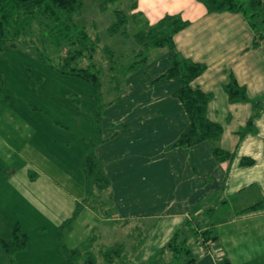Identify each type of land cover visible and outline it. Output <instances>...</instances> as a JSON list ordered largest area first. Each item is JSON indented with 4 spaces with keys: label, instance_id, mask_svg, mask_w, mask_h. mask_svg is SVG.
Returning <instances> with one entry per match:
<instances>
[{
    "label": "crops",
    "instance_id": "crops-1",
    "mask_svg": "<svg viewBox=\"0 0 264 264\" xmlns=\"http://www.w3.org/2000/svg\"><path fill=\"white\" fill-rule=\"evenodd\" d=\"M193 9L196 10L197 16L190 18L187 14ZM171 11L168 13H179L183 18L190 20V23L174 36L175 50L166 48L169 51L166 55L168 62L166 58L159 62L156 77L145 79L140 73L128 77V80L133 78L135 85L132 89L134 93L131 94V97H135L132 107L134 115L129 121L116 125L108 122L103 139L95 148L98 161L111 181L112 212L107 216L85 209L79 217L85 215L96 220L99 246H110L126 240L127 234L139 224L143 230L149 228L151 234H145L144 243L131 251L124 262L118 264H147L177 231H180L183 237L193 235L194 230L191 231L188 223L201 230L212 229L217 235L212 248L197 246L193 249L196 256L194 264H218L217 258H226L230 264H264V212L243 213L248 204L233 217L217 223L204 222L202 227V221L195 222L194 218L202 213L203 206L200 205L212 200V196L216 194V197L223 200L225 194L228 196L230 193L241 192L248 186H255L264 196V103L251 99L264 92V63L261 62L264 58L258 50L248 49V40L251 39L250 25L239 13H206L202 4L196 0H191L188 8L174 7ZM175 51L206 65V69L192 84L212 93L207 106V116L223 127L220 137L211 140L215 145L203 141L189 147H168L188 124L185 108L175 96L181 85L180 79H158L168 70L170 58ZM148 60L144 65H148ZM64 76L82 80L85 84H80L79 90H83L87 85L84 92L89 93L92 89L94 95V88L89 82L79 77ZM232 76L240 85L245 86L246 101H229L223 86ZM165 82L170 83L172 87L164 90ZM152 85L155 86V94L151 97ZM132 90L129 92L132 93ZM145 92L148 101H144L146 96L140 98ZM214 92L222 101L214 100ZM225 101L231 105L240 104L242 110L239 115L233 112L238 110L235 107H229L232 115L221 112L219 107L224 105ZM256 106L260 110L250 117ZM250 118L256 131L241 135L240 130ZM154 122L158 123V126H155ZM232 122L236 123L226 130L225 124ZM158 132L164 141L158 137ZM218 140L220 145L216 144ZM73 141V138H67L65 145L55 146L56 153L51 152L54 160L65 162L62 164L66 167L65 172L54 174L73 178L74 181L69 182L73 191L60 186L49 174H36L37 179L44 180L43 183L48 189L56 187L54 190H60L67 196V204L63 208H57V214H60L55 223L57 233L58 225L73 214L76 204L85 196L82 162L91 148L92 139L88 136H77L76 141ZM213 146L231 152L232 158L218 161L212 153ZM78 149L79 155L76 156L75 151ZM244 157L252 158L254 163L241 165L240 159ZM31 182H35V178ZM64 183L67 184L65 181ZM209 209L215 210L214 207ZM194 210L196 211L193 214ZM3 214L4 208L0 206V218ZM79 217L68 224L64 232V243L69 248L75 246L72 245V237L74 238L76 232L83 234L89 228L92 229L89 222H86V226H77ZM252 223L263 225V229L251 228V231H246L245 226ZM43 224L45 223L36 220L35 227L46 226ZM184 227L190 230L184 231ZM88 236L79 237L78 243L86 242ZM130 258L134 261L129 260Z\"/></svg>",
    "mask_w": 264,
    "mask_h": 264
},
{
    "label": "rangeland",
    "instance_id": "rangeland-1",
    "mask_svg": "<svg viewBox=\"0 0 264 264\" xmlns=\"http://www.w3.org/2000/svg\"><path fill=\"white\" fill-rule=\"evenodd\" d=\"M193 1L195 2V0ZM132 2L133 0L108 2L106 0H82L81 13L76 17V22L85 26L92 38L96 35L99 36L100 45L107 44L117 54H123V57L120 56V60H123L124 65L133 59L132 50L136 48V45L131 36L135 31L144 28L147 22L154 23L164 14L172 12L171 9L174 7L183 9L188 8L191 4V0H138L137 8L131 9ZM118 9L130 16L127 26L128 37H123L120 33L114 36L108 34L107 28L114 21V11ZM134 13H137L135 19H131ZM182 13L184 14V11ZM187 15L190 18H195L197 12L193 9ZM240 17H243L250 25L251 39L248 40V49L258 50L260 56L264 58V12L254 20L255 28L251 26L249 17L244 14H240ZM256 32L260 33L256 34ZM100 45L96 53V60H101L103 72L107 73L102 75V79L105 81L104 87L107 88L109 66L106 62L105 51ZM168 53L166 48L151 49L148 65L139 66L128 72L126 76H122L125 82V87L122 90L108 91V95H101L99 101H96L92 89L89 93L84 92L87 85L83 90H79L80 84H85L82 83V80L64 76L57 71L53 61L39 59L34 48H26L20 43L15 45L6 43L3 46L0 50V206H3L4 214L0 218V238L12 237V230L18 225L27 234L28 242L27 248L17 252L12 257L13 260L0 247V264H60L64 261L58 248V233L55 223L60 215L57 214V208H63L68 199L60 190H54L56 187L48 189V186L43 183L44 180L37 179L36 174H49L60 186H65L69 191H73V187L69 183L71 180L74 181L73 178L59 177L54 174L63 173L66 169L63 166L65 162H62L63 164L57 162L52 156L51 152L56 153L55 146L65 145L67 138L69 140L73 138L76 141L77 136H88L92 139V143L99 144L108 122L116 125L119 122L129 121L134 115L132 107L135 97H131V94L134 93L132 89L135 85L133 78L128 80V77L139 73L145 79L156 77L159 71V62L163 58H166L168 62L166 56ZM261 62L264 63V60ZM163 86L164 90L172 87L168 82L163 83ZM154 87L152 85L151 97L155 94L153 93ZM130 89L132 93L129 92ZM146 92L140 97L146 96L144 101L149 100ZM260 94L256 98L251 97V99L264 103V92ZM223 99L225 100V94H223ZM214 100L222 101L217 93ZM239 105H231L225 101V104L219 109L221 112H227V115H232L229 107H235L238 110L233 112L239 115L242 110ZM258 110H260L259 107H254L250 117L256 115ZM142 117L145 119L144 116ZM235 123H226L225 129L228 130ZM155 124L158 126V123ZM98 126L99 132L96 131ZM158 137L164 141L160 132H158ZM168 138L166 137V139ZM209 142L215 145V142ZM216 144L220 145V141H216ZM72 152H74L73 148ZM75 154L79 155V149L75 151ZM55 159L57 160V158ZM34 178L35 182H31ZM73 184L75 183L73 182ZM75 189L78 191V186ZM216 195L214 197L211 195L212 200L200 205L203 206L200 216H194L195 222L202 221L201 227L204 222L217 223L233 217L248 204L254 203L263 196L255 186H248L241 192L230 193L228 196L225 194L223 200ZM210 207H214L215 210H210ZM78 217L79 215L76 216V218ZM83 218L87 220H83ZM36 220L45 223L43 225L46 226L41 225V228H36ZM77 221V226L80 224L86 226V222H89L92 229L84 231L85 234L80 231L76 232L73 235L74 238L72 237V241H74L72 245L83 247L92 243L94 248L99 247L97 236L99 230L98 227H95L96 220L81 215ZM62 224L63 222L58 225L57 231L62 230V240L64 241V232L68 226L65 225L61 229ZM262 226L252 223L245 228L246 231H251V228L262 230ZM186 229L188 228H183L184 231ZM144 232L146 235L151 234L148 227L144 229ZM84 235H89L88 240L79 244V237L82 238ZM192 236L194 235H189L190 245L195 249L197 245H195L194 239H191ZM92 237L96 238L93 240ZM216 248L217 246H215ZM129 260L134 261L133 258ZM97 264H104L101 257Z\"/></svg>",
    "mask_w": 264,
    "mask_h": 264
},
{
    "label": "trees",
    "instance_id": "trees-1",
    "mask_svg": "<svg viewBox=\"0 0 264 264\" xmlns=\"http://www.w3.org/2000/svg\"><path fill=\"white\" fill-rule=\"evenodd\" d=\"M112 0H106V2ZM202 4L206 13L234 12L244 14L250 18L252 27H256L254 20L264 12V0H196ZM138 6V0H133L131 9ZM82 0H0V50L6 43L15 45L20 43L26 48H34L38 58L53 61L58 72L79 77L92 84L95 100L101 95H108V91H120L125 87L124 79L128 72L133 71L149 58L151 49L168 48L175 50L174 36L185 28L190 20L179 13H166L154 23H148L144 28L135 31L131 38L136 48H133V59L124 65L120 56L107 45H100L99 36L92 38L86 27L76 22L80 15ZM134 13L131 17H136ZM115 19L108 28L111 36L120 33L128 37L127 26L129 15L123 10L114 11ZM135 19V18H134ZM260 32H256L258 34ZM262 37V36H261ZM99 45L105 51L109 78L107 88L102 75L105 72L101 60H96ZM98 61V62H97ZM206 69V65L184 57L178 52L170 58L168 70L158 79L166 80L178 77L181 81L175 96L181 101L188 116V124L178 138L168 147H189L203 141H211L220 137L223 127L220 123L207 116V106L212 93L206 92L192 83ZM107 74V73H105ZM230 102L246 101L245 86L240 85L232 76L223 86ZM250 118L246 126L240 130L243 135L256 131ZM99 132V126L96 130ZM103 139V138H102ZM100 140V142L102 141ZM92 143L90 150L84 156L82 170L85 176V196L76 204L73 214L63 221L61 229L70 224L82 210L91 209L102 215L112 212L111 181L96 156ZM215 158L222 162L230 160L232 153L218 146L212 147ZM254 160L249 157L240 159L241 165H252ZM264 212V196L252 203L243 213L253 214ZM191 231L195 245L204 249L212 248L217 235L212 229L201 230L191 223L187 224ZM200 233V234H198ZM93 240L96 237H92ZM189 237H183L177 231L170 241L147 264H194L196 256L190 245ZM146 239L145 232L139 224L127 234V239L110 246L94 248L92 243L83 247L69 248L62 240V230L58 232V248L64 257L60 264H97L98 258L104 264H118L128 258L131 251L141 246ZM28 237L20 226L12 230V237L0 238V247L13 260V256L27 248ZM210 251V250H209ZM218 264H230L226 258H217Z\"/></svg>",
    "mask_w": 264,
    "mask_h": 264
}]
</instances>
